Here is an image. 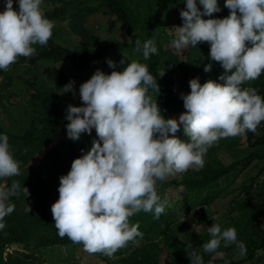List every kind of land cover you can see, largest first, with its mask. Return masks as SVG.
<instances>
[{"label": "clouds", "instance_id": "obj_1", "mask_svg": "<svg viewBox=\"0 0 264 264\" xmlns=\"http://www.w3.org/2000/svg\"><path fill=\"white\" fill-rule=\"evenodd\" d=\"M43 3L5 0L0 11V70L6 71L20 56H32L34 45H47L54 23L45 16ZM183 3V23L172 28L171 46L185 50L206 42L208 59L223 69L217 80L203 84L199 77L189 80L190 92L180 94L186 111L178 118H165L157 100L148 94L149 89L159 91L157 79L146 64L125 58L119 65L108 59L113 71L106 74L97 69L79 86L82 106H67V138L76 141L82 134L91 135L93 129L96 138L89 150L81 149L67 174L60 176L59 197L51 212L58 235L82 244L88 253L112 257L140 237L139 225L130 224L129 218L144 212L158 219L164 212L166 201L158 195V181L193 166L203 168L208 149L220 139L255 132L264 122V97L257 89L244 87L264 73V0H225L229 14L222 18L213 16L222 11L218 0ZM135 51L144 60L158 54L152 39H137ZM212 67L208 63L204 71ZM74 83L66 84L63 93H74ZM181 129L186 140L176 135ZM19 174L9 137L0 133V180ZM20 191L17 181L0 185V230L5 228L4 218L15 210L10 199ZM22 191L25 198L30 195L24 185ZM213 221L207 227L210 239L202 245L204 253L223 256L218 252L222 243L245 250L234 227L222 229ZM188 257L190 264H204L196 251Z\"/></svg>", "mask_w": 264, "mask_h": 264}, {"label": "trees", "instance_id": "obj_2", "mask_svg": "<svg viewBox=\"0 0 264 264\" xmlns=\"http://www.w3.org/2000/svg\"><path fill=\"white\" fill-rule=\"evenodd\" d=\"M46 1L56 6L45 12V16L51 21L69 19L71 32L82 38L86 47L78 50L63 47L57 41L58 32L53 29L46 46H38L32 56H20L6 71L0 70V109L9 113V91L22 84L20 90H15L19 97L24 96L29 118L24 126L21 121L17 124L11 117L8 118L9 124L0 123V133L9 137L10 151L20 169L18 176L0 180V185L7 187L13 181L21 185V191L9 201L15 205V210L4 218L5 228L0 230V264H38L36 253L77 244L67 236L61 238L58 235L51 212L52 204L59 197L60 176L67 174L72 161L82 154L83 149L79 139L73 141L66 135L67 102L61 93L68 82V72L54 66L47 67L45 74L54 75L53 86H49L44 79L32 76L40 63L70 64L85 82L92 76L87 71L96 63L117 52H129L133 60L146 64L157 79L159 91L149 89L148 94L157 100L165 118H178L186 111L180 99V88L190 79L199 77L203 84L209 79L217 80L223 72L218 62L208 59L209 45L206 42L185 50H176L171 46L174 35H169L166 30L171 19L178 20L182 26L180 11L186 7L184 0H94L92 5L75 0ZM224 3L225 0H218L222 11L214 13V17L222 18L229 14ZM198 7L203 11L202 5L198 4ZM97 13L116 17L123 24L130 42L116 39L103 41L95 34L88 20ZM154 38L158 54L144 60L142 54L135 51V42L137 39L145 41ZM184 57L185 60L182 59ZM28 62L31 67L25 72L26 76H17L19 82H16L13 71ZM208 63H212L213 67L211 71L205 72L204 67ZM105 65L109 67L107 63ZM244 87H253L264 97V73L256 80L246 82ZM257 129L241 136L220 139L208 149L203 168L193 166L178 177L158 181V195L162 201H166L164 212L158 219L153 213L144 212L130 217V224H138L142 235L129 241L112 257L105 256L104 261L107 264H190L188 255L193 251L202 255L204 264H248L258 260L259 253L264 252V208L258 209L254 204L255 198L249 195L258 190L260 196L264 197V180H261L264 177V122ZM91 134L96 135L95 129ZM176 135L182 140L187 139L182 129ZM59 138H63V141L46 154L41 166L30 167L32 160ZM244 141L246 146L241 148ZM220 152L229 153L234 161L225 164L219 157ZM253 169L257 173L251 175L250 172L246 177L238 195L232 199L229 210L221 216L225 221L219 223L222 229H236L237 239L244 244L245 250L241 252L235 244L224 247L222 243L218 252H222L223 256L204 253L202 245L210 239L207 227L214 223V218L215 221L220 218L212 210V205L224 196L233 194L230 189L232 183L241 173ZM23 185L30 193L26 198L22 191ZM179 189H183L180 200L175 202L164 198L166 192ZM182 210L200 213L198 222L203 227L202 231L196 227H186L187 222L179 217ZM12 247H19L25 252L9 253ZM237 252L244 258L239 261L232 258ZM116 257L117 261L113 262Z\"/></svg>", "mask_w": 264, "mask_h": 264}, {"label": "rangeland", "instance_id": "obj_3", "mask_svg": "<svg viewBox=\"0 0 264 264\" xmlns=\"http://www.w3.org/2000/svg\"><path fill=\"white\" fill-rule=\"evenodd\" d=\"M67 1H72V0H67ZM75 1L76 2L82 1V2L87 3L88 5L94 4V0H75ZM4 6H5V0H2V3L0 5V11L4 10ZM55 6L56 4L50 3L44 0L42 8L45 13V12L52 10ZM13 7L14 8L17 7L15 2L13 4ZM52 22L54 23V28H53L54 31L58 32L57 41L61 43L63 47L73 49V50H78L80 48L86 47L85 41L79 36H77L76 34H74L73 32H71L69 28V19L60 18ZM88 24H89V27L92 30H94L95 34L100 36V38L103 41L116 39L121 42H130V39L126 33V30L123 24L118 22L116 20V17L114 16H109L106 13H97L89 17ZM176 26H181L180 22L176 19H171L169 26L166 30L167 33L169 35H174L175 29H172V28ZM154 41H156V38H154ZM38 46L40 45L38 44L34 45L35 48H37ZM124 58L130 62L131 60H133V55L129 52H125V53L117 52L108 59H111L112 61L116 62L119 65V61ZM108 59H105L101 62L96 63L91 69L87 71V73L90 75H93L94 72L97 69H99L105 72L106 74H110L111 71H113V69L105 65ZM182 59L185 60V57ZM52 66H54V68L63 69L68 72L67 84L70 81L75 82L74 83V93L73 92L63 93L64 90L61 93V96L67 102V106L69 104L73 106H82V101L80 100V97H79V86L84 81H83L82 75L78 71H76L72 67V65L70 64L54 65L52 63L48 64L46 62L40 63L37 66L36 70L32 72V76L33 75L38 76V78L44 79L49 86H53L54 75L53 74L47 75L44 72L47 67H52ZM30 67L31 65L28 62L25 65L21 66L18 70L13 71V76L15 77V81L19 82L17 80V76H26L25 72ZM119 67L122 68L123 66H119ZM163 74L165 75L166 71H164ZM21 88H22V84H19L17 88L13 87L9 91V94L11 95L10 102L8 103V106H7L9 113L0 109V123L9 124V119H8L9 117L14 119L17 124H19L21 121L22 126L28 123L29 118H28V113H27V110H28L27 102L25 101L23 95L21 98L17 95V92H16V90H20ZM182 92L183 93L190 92L189 81L180 88V94ZM260 127H261V124L257 128H260ZM94 138H96V135L86 134L85 136L79 138L78 141H79V144H81V146L83 147V149L87 151L90 149L92 145V140ZM62 141H63V138H59L56 141H54L47 149H45L43 153H41L40 155H38L36 158L32 160L30 167L39 168L46 154L52 152L59 144H61ZM245 146L246 144L244 141L243 146L241 148ZM219 157L227 165L231 164L234 161V158L227 152H220ZM250 172H251V175H255L257 173V170L253 169L251 171H245V173H241L239 177H237L235 182H233L231 185L230 189L233 190V194H228L224 196L223 198L219 199L215 204L212 205V210L217 214V217H220L215 221L216 223L225 221V219L222 218L221 216L229 210L232 199L238 195L239 188L241 187L242 184L245 183L246 177L250 175ZM178 176L179 174L175 176H170L166 180H170ZM261 180H264V177H262ZM182 194H183V189L170 190L164 194V198H166L168 201L174 200L176 202L182 198ZM249 197L255 198L254 204L258 207V209L264 208V202H263L264 197L260 196V192L258 190H254L252 193H250ZM199 216H200V213L198 212L196 213V211H190V210H182L180 211V214H179L180 219L187 222L186 227H196L198 231H202L203 227L198 222ZM262 223L264 225V215L262 218ZM17 252L24 253L25 251L19 247H12L9 250V253L17 254ZM105 256L106 255L102 253L86 252L82 244L45 249L41 251L40 253L35 254V258L38 264H69V263L71 264H107V262L104 261ZM232 258L239 261L243 259L244 257L242 256L240 252H237L232 255ZM117 259L118 258L116 257L112 261L116 262ZM248 264H264V252L259 253L258 260H256L254 263H248Z\"/></svg>", "mask_w": 264, "mask_h": 264}]
</instances>
